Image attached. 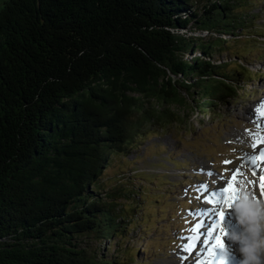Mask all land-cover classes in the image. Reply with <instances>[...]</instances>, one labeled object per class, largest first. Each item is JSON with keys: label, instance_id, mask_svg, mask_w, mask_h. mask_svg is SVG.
Segmentation results:
<instances>
[{"label": "trees", "instance_id": "16d2710c", "mask_svg": "<svg viewBox=\"0 0 264 264\" xmlns=\"http://www.w3.org/2000/svg\"><path fill=\"white\" fill-rule=\"evenodd\" d=\"M255 5L0 0V264H136L144 187L109 169L180 107L202 125L248 95Z\"/></svg>", "mask_w": 264, "mask_h": 264}, {"label": "rangeland", "instance_id": "374dc122", "mask_svg": "<svg viewBox=\"0 0 264 264\" xmlns=\"http://www.w3.org/2000/svg\"><path fill=\"white\" fill-rule=\"evenodd\" d=\"M255 4L256 22L264 32V0H255ZM263 38L259 36V40ZM253 50L241 61L251 69L264 72V59L256 58L264 53V46L257 43ZM247 90L248 95H242L232 106L214 110L212 117L200 112L202 125H198V115L192 108L180 107L175 110L180 115L177 124L169 126L167 131L150 128L148 138L139 143L137 150L125 159H114L109 180L115 177L113 172L121 174L120 168H124L130 177L136 172L134 184L144 187L140 207L133 216L147 219L146 223L131 225L125 241L135 253L136 264H199L196 258L200 245L213 239L209 231L218 226L228 231L238 229L235 210L221 212V220L216 217L214 207L221 200L220 182H231L236 190L230 194L235 202L231 205L233 209L241 210L253 224L264 222V194L260 188V177L264 175L258 171L260 156L255 150L257 144L264 145V115L259 122L250 120V114L257 111L255 104L264 105V77L252 81ZM247 123L251 128H247ZM132 169L136 171L131 172ZM142 172L149 179H143L146 174ZM203 203L213 207L203 210ZM195 227L200 230L192 241L190 236ZM226 241L229 242L225 238ZM182 246L187 248L180 253ZM230 252L239 264V254L234 249ZM203 260L206 264L207 259Z\"/></svg>", "mask_w": 264, "mask_h": 264}, {"label": "bare ground", "instance_id": "6f19581e", "mask_svg": "<svg viewBox=\"0 0 264 264\" xmlns=\"http://www.w3.org/2000/svg\"><path fill=\"white\" fill-rule=\"evenodd\" d=\"M259 103V102H258ZM261 106L262 104H255V107L256 109H261ZM261 110H264V109H261ZM251 116V122H259V120L261 121V114L260 112L256 111L253 115L250 114ZM250 123H247V128H251L250 127ZM261 145V146H260ZM264 146L263 144H257L255 150H257V155L260 156V167L258 168V171L260 173H262L264 175V162L263 159L264 158H261V147ZM264 150V148H262ZM264 152V151H263ZM262 162V163H261ZM240 168V167H238ZM262 169V170H261ZM257 171V170H256ZM257 171V172H258ZM226 181V180H225ZM228 185L227 183H223V182H220L219 186H222L221 187V194L219 196V198L221 199L218 203V205L216 207H214L216 209V217L221 220V212H225V211H233L234 209L231 207V205L233 203H235L234 201H232L231 197H230V194H234L232 191H224V189H227L228 188ZM234 191L235 188L233 187ZM236 193V192H235ZM235 205V204H234ZM213 206L209 203H203L202 204V209L203 210H207V209H211ZM230 219V217H229ZM216 224V223H215ZM194 232L191 234L190 236V240L194 241L196 238H197V235L196 233L199 232V228L198 227H195L194 228ZM223 230V232L221 231ZM227 229H224L223 226H218L216 227V229L214 231H209V233L211 234V237L210 238H213L212 240H216V237L217 236H220L221 239L223 240V243H224V247L223 249L219 248V247H216V242H213L212 240L210 242H206V243H203L201 244V251H200V254L199 256H197L196 260H198L199 264H204L205 261L203 260L204 258L207 259L206 261V264H220V260L222 259L223 261V264H238L235 260L234 257H232V253L229 251V253L225 254V248H228V243L227 241L225 242V233H227ZM215 238V239H214ZM189 244V243H188ZM227 244V245H226ZM188 246V245H187ZM186 246H182L180 248V253L183 252V249L185 248ZM187 248V247H186ZM211 250V251H210Z\"/></svg>", "mask_w": 264, "mask_h": 264}, {"label": "clouds", "instance_id": "9594fccd", "mask_svg": "<svg viewBox=\"0 0 264 264\" xmlns=\"http://www.w3.org/2000/svg\"><path fill=\"white\" fill-rule=\"evenodd\" d=\"M234 210L239 228L225 233L224 236L229 241L225 254L234 249L240 256L239 264H264V222L257 221L253 224L241 210Z\"/></svg>", "mask_w": 264, "mask_h": 264}, {"label": "snow or ice", "instance_id": "6c2138e0", "mask_svg": "<svg viewBox=\"0 0 264 264\" xmlns=\"http://www.w3.org/2000/svg\"><path fill=\"white\" fill-rule=\"evenodd\" d=\"M261 109H264V105L261 106ZM261 109H258L257 111L260 112L261 115H264V110H261ZM261 158H264V152L261 153ZM233 180L236 179V176L234 175L232 177ZM260 188H261V193L264 194V176H261L260 177ZM224 191H234L233 189V185L232 183L230 182L229 185H228V188L227 189H224ZM221 219H223V214H221ZM223 232V230H221ZM216 247H219L221 249H223L224 247V244H223V240L221 239L220 236H217L216 237ZM211 251V250H210ZM220 264H223V261L222 259L220 260Z\"/></svg>", "mask_w": 264, "mask_h": 264}]
</instances>
